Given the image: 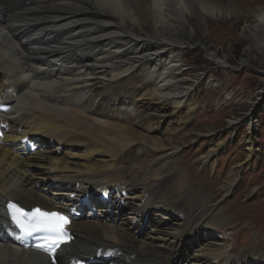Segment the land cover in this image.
<instances>
[{
  "label": "bare ground",
  "instance_id": "bare-ground-1",
  "mask_svg": "<svg viewBox=\"0 0 264 264\" xmlns=\"http://www.w3.org/2000/svg\"><path fill=\"white\" fill-rule=\"evenodd\" d=\"M219 3L0 0V103H12L0 114V127L7 123L9 128L0 144V233L7 201L54 210L62 202L70 205L66 200L73 193H127L123 209L119 202L96 204L94 217L69 223L74 242L60 248L51 262L44 254L0 239V264L96 260L100 249L115 252L100 264H249L256 257L264 264V239L254 245L246 241L242 248L208 240L188 263L175 260L184 240L203 228L230 225L232 230L235 225L224 220L230 210L215 212L212 194H206L193 170L178 163L177 145L156 136L166 116L140 118L130 109L137 104L149 109L160 104L172 111L188 107L195 84L201 82L183 64V51L193 44L211 64L226 70L228 59L210 48L208 30L194 41L192 25L224 18ZM253 18L252 36L264 44V8L256 9ZM250 55L245 51L241 66ZM152 117L158 122L152 124ZM250 122L252 126L254 120ZM25 137L44 148L57 146L26 156L19 146ZM245 145L252 156L255 141L248 138ZM134 146L135 157L130 156ZM60 147H79L81 153L58 155ZM214 155L208 152L204 163ZM112 209L118 215H107ZM163 212L180 213L182 222L170 225ZM146 216L154 217L153 228L138 239L132 229ZM251 225L240 228L257 229Z\"/></svg>",
  "mask_w": 264,
  "mask_h": 264
},
{
  "label": "rangeland",
  "instance_id": "rangeland-1",
  "mask_svg": "<svg viewBox=\"0 0 264 264\" xmlns=\"http://www.w3.org/2000/svg\"><path fill=\"white\" fill-rule=\"evenodd\" d=\"M216 1L225 9V17L208 19L206 26L193 21L196 29L194 41L201 37L204 30H208L210 48L216 50L220 57L228 59L226 70L211 64L200 46L193 44L184 49L183 64L192 70V77L201 79V82L195 84L188 107L176 111L160 104L149 106L150 109L138 104L130 107L140 118L151 113L166 116L156 136L164 143L170 140L177 145L178 163L184 164L187 170H193L199 185H205L206 194H212L214 199L211 204L215 212L230 210L224 220L235 225L232 230H228L230 225L222 229L203 228L195 238H186L175 256L178 263L191 261L189 257L197 253L204 241L228 242L242 248L247 242L254 245L264 239V44L252 36L253 13L264 8V0ZM261 37L264 35L261 34ZM247 50L251 54L248 64L241 66ZM189 108L194 109L192 113ZM240 117L241 123L231 127L229 122ZM251 120L254 124L249 126ZM150 122L155 124L158 121L152 117ZM250 127L253 130L248 134ZM248 138L255 141L256 151L252 156L246 150L245 141ZM53 144L56 143L45 149L57 146ZM65 151L81 153L79 147H64ZM212 151L215 155L205 164L202 157ZM55 153H45L44 157ZM135 155L134 146L130 156ZM230 176L229 182L227 179ZM107 215L114 217L118 213L112 209ZM162 216L168 218L166 221L170 225L182 222L181 214L177 212H163ZM153 220L151 216L132 229L138 239L143 240L153 228ZM247 223H252L251 227L255 228V225L257 229L245 232L240 227ZM256 258L250 259L249 264H261Z\"/></svg>",
  "mask_w": 264,
  "mask_h": 264
},
{
  "label": "snow or ice",
  "instance_id": "snow-or-ice-1",
  "mask_svg": "<svg viewBox=\"0 0 264 264\" xmlns=\"http://www.w3.org/2000/svg\"><path fill=\"white\" fill-rule=\"evenodd\" d=\"M8 214L20 236H32L35 233H44L41 242L36 247L50 255L56 252L62 243L67 242L68 233L65 226L67 217L59 212L43 211L40 208L25 210L14 203L8 204ZM55 264V261H53Z\"/></svg>",
  "mask_w": 264,
  "mask_h": 264
}]
</instances>
